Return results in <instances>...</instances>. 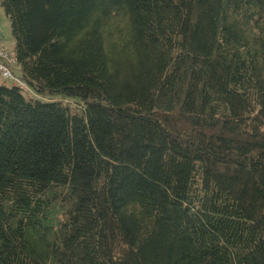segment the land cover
<instances>
[{"label":"trees","instance_id":"16d2710c","mask_svg":"<svg viewBox=\"0 0 264 264\" xmlns=\"http://www.w3.org/2000/svg\"><path fill=\"white\" fill-rule=\"evenodd\" d=\"M0 7V264H264V0Z\"/></svg>","mask_w":264,"mask_h":264},{"label":"built area","instance_id":"2783aa9c","mask_svg":"<svg viewBox=\"0 0 264 264\" xmlns=\"http://www.w3.org/2000/svg\"><path fill=\"white\" fill-rule=\"evenodd\" d=\"M19 71L20 65L16 56L6 49L5 40L0 33V77L26 94L36 96L34 88L21 76Z\"/></svg>","mask_w":264,"mask_h":264},{"label":"rangeland","instance_id":"374dc122","mask_svg":"<svg viewBox=\"0 0 264 264\" xmlns=\"http://www.w3.org/2000/svg\"><path fill=\"white\" fill-rule=\"evenodd\" d=\"M2 11V13L3 14H1L2 15V19H6L5 21L7 22V24L6 25H3V28H2V36H3V38H4V40H14V37H13V35H12V29H11V24H10V21H9V19L5 16V13H4V11L3 10H1ZM5 22V23H6ZM15 41V40H14ZM7 44V47L9 48V51H11V52H13V53H11V54H13V55H15L14 54V48H15V46L13 47V45L11 44L10 45V42H7L6 43ZM3 82H5L1 77H0V84H2ZM7 85L8 86H10V87H13V85L10 83V82H7ZM37 97L39 98V99H41V100H46L45 98H43V97H41V96H38L37 95ZM55 100H58V101H63L64 103H66V104H70V105H73V106H77V105H80V104H78V102L77 101H75V100H71V99H63V98H61V97H55L54 98Z\"/></svg>","mask_w":264,"mask_h":264},{"label":"crops","instance_id":"0c3cea01","mask_svg":"<svg viewBox=\"0 0 264 264\" xmlns=\"http://www.w3.org/2000/svg\"><path fill=\"white\" fill-rule=\"evenodd\" d=\"M2 8L0 7V33H2V28H3V25H6L7 24V22L5 21L6 19H2L3 17H2V15L1 14H3L2 13ZM6 22V23H5ZM7 42H10V45L12 44L13 45V47L15 46V41L14 40H5V47H6V49L9 51V48L7 47ZM14 51H15V48H14ZM10 53H13V52H11V51H9Z\"/></svg>","mask_w":264,"mask_h":264}]
</instances>
